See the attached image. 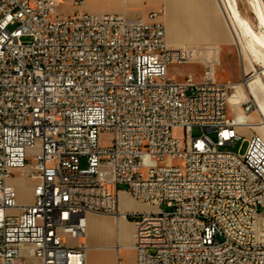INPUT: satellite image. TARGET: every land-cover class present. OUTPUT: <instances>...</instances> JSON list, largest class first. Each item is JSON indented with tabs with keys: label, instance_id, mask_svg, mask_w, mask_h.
<instances>
[{
	"label": "built area",
	"instance_id": "obj_1",
	"mask_svg": "<svg viewBox=\"0 0 264 264\" xmlns=\"http://www.w3.org/2000/svg\"><path fill=\"white\" fill-rule=\"evenodd\" d=\"M84 4L0 0V263L85 264L87 215L119 216L123 185L148 207L124 206L135 264H264V134L240 130L212 49L169 45L164 10L130 19ZM189 63L200 80L170 75ZM238 140L244 153L220 149ZM15 170L34 182L30 204Z\"/></svg>",
	"mask_w": 264,
	"mask_h": 264
},
{
	"label": "crops",
	"instance_id": "obj_2",
	"mask_svg": "<svg viewBox=\"0 0 264 264\" xmlns=\"http://www.w3.org/2000/svg\"><path fill=\"white\" fill-rule=\"evenodd\" d=\"M83 10L94 15L124 13L130 19L145 20L151 12L166 10L169 17L175 21L167 19L164 22L169 42L198 41L216 45L229 41L228 29L217 0L216 2L214 0H85ZM201 75L197 76L196 80H200ZM122 196L129 198L124 193L121 194V198ZM32 201L33 197L31 200L22 201L21 204H30ZM139 208L138 206L135 210H141ZM121 210L126 211L122 203ZM100 217L94 214L87 215L85 243L88 249L85 264H116L117 257L123 264H135L136 252L133 248V233L130 227L128 230L129 225L118 230L111 228L113 234L107 238L103 234L108 228L99 226ZM26 263L41 264L34 258L27 259Z\"/></svg>",
	"mask_w": 264,
	"mask_h": 264
},
{
	"label": "rangeland",
	"instance_id": "obj_3",
	"mask_svg": "<svg viewBox=\"0 0 264 264\" xmlns=\"http://www.w3.org/2000/svg\"><path fill=\"white\" fill-rule=\"evenodd\" d=\"M214 1L216 2V0ZM226 2L230 6L232 5L235 6V12L238 13L239 18H241L245 23L249 24L254 30V32L256 33L264 32V27L259 24L254 13H251L252 12L251 3H253L252 0H226ZM57 10L59 13L71 14L74 8L72 7V5L69 4V2L59 1L57 2ZM167 19L172 20V22L174 21L172 17H169L167 11L164 10L162 20L165 22L167 21ZM218 22L220 23L219 19H218ZM228 35H229L228 42L226 43L220 42L216 45L211 42L205 43V42H198V41L196 42L195 41L194 42L193 41L176 42V43L169 42V43L174 46L186 45L192 48L209 47L210 49L214 50V51L212 50L209 51V56L216 57V59L219 61V64L216 67L217 79L220 82L231 83V85L233 86V88L230 90V96H229V99H230L229 100V104H230L229 111L231 112L233 110V106L231 108V102H234L238 106L237 108L238 115L240 112H242L241 113L242 115H251L250 120L254 123H257L260 121L261 117L259 113L257 112L255 104L251 101L245 85L242 83L244 78L248 79L250 78L251 75L249 74L244 75L242 60L239 55V50H238L237 45L234 44V42L232 41V37H231L229 30H228ZM179 37L181 36L179 35ZM169 73L171 76H173L174 78L178 80H182L185 77V75H187L188 73H193L194 77L196 78L197 76L200 77V75L203 73V68H202V65L199 63L170 65ZM240 130L246 131L247 136H250L253 134H263L262 129H259L256 127L249 126L246 129H240ZM200 134L201 133L199 129L194 128L192 135L194 137H197ZM208 134L212 139H215L214 133L211 132ZM176 135L182 136V132L178 130L176 131ZM109 139H110V134L108 132H104L100 135V141L102 144H107ZM247 146H248V141L238 140L235 144L221 147L220 149L224 151H232V152L240 151L241 153H244L247 149ZM81 167L83 170L86 169L85 159L82 160ZM9 182L12 185H14L18 191V202L19 203H21L22 201L31 200V198L33 197L34 182L28 177V173L26 170H15ZM119 188L121 189L122 194H123L126 189L125 186L121 185ZM121 203L123 204V206L130 205L131 206L130 208L132 209H135L138 206L140 207L139 209L141 210L144 208L141 205V203L132 200L130 197L127 199L125 196H122ZM134 203H136L138 206H136ZM161 208L164 210H170L165 204H162ZM99 216H106V218H108L109 221H114L115 220L114 218L116 217V216L113 217V216H107V215H99ZM124 221L126 222V224L128 223L127 226L129 225L128 230L130 227V231L133 233L131 221L128 219ZM106 230L107 231L105 234H103V236L108 238L109 236H111V234H113V231H111L110 227H108V229ZM81 241L86 242V237L82 239ZM78 242L80 241L79 240L69 241V243L71 244H76Z\"/></svg>",
	"mask_w": 264,
	"mask_h": 264
},
{
	"label": "bare ground",
	"instance_id": "obj_4",
	"mask_svg": "<svg viewBox=\"0 0 264 264\" xmlns=\"http://www.w3.org/2000/svg\"><path fill=\"white\" fill-rule=\"evenodd\" d=\"M252 1L251 13H254L259 24L264 27V0ZM217 3L231 34L232 41L238 47L239 55L242 60L243 73L244 75L249 74L252 76L248 79L244 78L242 83L245 85L248 95L251 101L255 104L257 112L261 117L259 122L254 123L250 120L251 115H242V112H240L237 123L241 127L250 126L262 129V133L264 134V32H254L249 24L239 18L238 13L235 12V6L228 5L226 0H217ZM169 45L174 46L170 43ZM232 106L233 109L238 107L234 102H231V108ZM141 205L144 207V210L148 208L147 205ZM114 219V221H109L106 216H101L98 218L99 226L101 228L110 227L117 230L120 227H127L126 222L124 221V219H126L125 211L121 210L119 216H116ZM258 233L260 239L264 241V216L259 218Z\"/></svg>",
	"mask_w": 264,
	"mask_h": 264
}]
</instances>
